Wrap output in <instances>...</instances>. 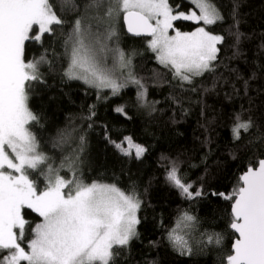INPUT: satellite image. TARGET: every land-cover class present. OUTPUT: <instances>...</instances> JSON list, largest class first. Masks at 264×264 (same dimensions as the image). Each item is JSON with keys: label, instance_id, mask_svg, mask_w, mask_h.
<instances>
[{"label": "snow or ice", "instance_id": "obj_1", "mask_svg": "<svg viewBox=\"0 0 264 264\" xmlns=\"http://www.w3.org/2000/svg\"><path fill=\"white\" fill-rule=\"evenodd\" d=\"M60 2L65 5L71 0ZM92 9L99 21L95 32L83 16L69 25L63 39L68 65L63 75L97 89L98 99L104 89L118 95L132 84L138 88L140 105L156 111L154 104L158 102L148 104L140 79L131 71L116 75L117 66L125 69L131 64L130 57L126 59L122 50L109 48L107 43L117 36L113 22L121 15L129 33L151 37L148 48L182 90L185 85H194L195 78L215 71L221 51L218 45L224 37L206 26L223 17L211 0H187V4L184 0L176 4L171 0H89L85 11ZM182 22L196 27L182 31ZM66 23L50 0H0V264H112L119 255L116 249L138 235L141 201L134 190L125 192L97 180L86 183L78 174V153L64 157L56 167L30 130L29 125L40 120L29 107L30 89L34 83L44 82L41 68L51 61L48 49L27 59V42L43 46L45 35L54 36V26L63 28ZM110 52L115 54L111 68L107 66ZM190 90L197 89L193 86ZM92 108L84 119L90 121L95 115ZM115 111L127 115L123 106ZM255 126L251 117L242 120L237 114L233 139L241 140L242 132L248 133ZM65 138L64 132L58 133L53 148L61 146ZM79 139L82 151L85 137ZM106 139L125 157L141 159L147 151L131 136L119 141ZM256 139L264 142V133ZM161 160L167 162L166 181L182 197L192 200L204 195L182 179L177 161L164 156ZM65 168L70 177L61 175ZM32 173L43 177V189L30 178ZM239 182L231 194L213 193L232 201L229 227L237 235L224 264H264V158L256 166L250 165ZM26 210L39 217L34 226L26 218ZM196 223V217L183 211L168 231L169 242L181 254L192 252L184 230H191ZM207 239L217 245L222 242L218 234Z\"/></svg>", "mask_w": 264, "mask_h": 264}, {"label": "trees", "instance_id": "obj_2", "mask_svg": "<svg viewBox=\"0 0 264 264\" xmlns=\"http://www.w3.org/2000/svg\"><path fill=\"white\" fill-rule=\"evenodd\" d=\"M50 2L67 23L63 28L54 26L55 35L46 34L43 46L27 42V59L48 49L51 61L41 68L44 82L34 83L30 89L29 107L40 120L29 127L40 141L41 151L53 157L56 167L64 157L78 153V174L86 183L115 184L138 195V235L116 249L119 255L112 264H224L235 239L229 227L232 201L213 193L231 194L239 186L240 175L264 158V142L256 139L264 133V0H211L223 17L206 26L224 37L218 45L221 51L215 71L195 78L194 85H185L183 90L145 45L149 38L129 37L119 22L117 40L131 64L125 69L117 66L118 72L127 75L131 71L141 80L148 104L158 102L156 111L140 105L135 85L129 84L118 95L104 89L98 99L97 89L63 75L67 68L63 39L69 25L80 16L86 23L95 17L85 11L89 0H71L65 5L60 0ZM195 26L181 23L182 30ZM193 86L196 91L190 90ZM91 106L95 115L89 121L84 117L90 115ZM119 106L124 107L126 116L115 111ZM237 114L242 120L251 117L256 125L250 132H242L239 141L232 136ZM60 132L66 134L65 142L53 148ZM82 135L85 143L81 151ZM106 136L113 141L131 136L147 151L141 159L125 157ZM162 156L177 161L182 179L204 195L192 200L182 197L165 179L167 162ZM37 174L32 173L31 179ZM61 175L70 177L71 173L65 168ZM37 182L43 189L42 176ZM183 211L197 218L194 228L184 230L191 254H181L167 238ZM26 218L33 226L39 222L30 210H26ZM217 234L222 242L208 243V236Z\"/></svg>", "mask_w": 264, "mask_h": 264}, {"label": "rangeland", "instance_id": "obj_3", "mask_svg": "<svg viewBox=\"0 0 264 264\" xmlns=\"http://www.w3.org/2000/svg\"><path fill=\"white\" fill-rule=\"evenodd\" d=\"M186 1H187V0H186ZM91 12H93L92 14L94 15L95 19H89L88 23H90V24L92 25V29H93V31L95 32V31L97 30V25H98L99 21L96 19V10H95V9H92V10H90V13H91ZM121 18H122V15L119 16V17H117V18L115 19V21L113 22V25H114V27H115L116 32L120 31V28H119V22L121 21ZM195 27H196V26H195ZM195 27H193L192 29H184V30L181 29V30H182V31H192V30H194ZM101 30H103V29H101ZM169 34H170V35H174V33L171 32V31H170ZM150 39H151V37L149 38V40H150ZM107 43H108L109 48H112V49L119 48L120 50H122L121 45H120V41L117 40V36L114 37L111 41H108ZM145 45L148 46V41L146 42ZM102 55H103V54H102ZM114 55H115V54H114L113 52H110V53L107 54V56H108V58H107V66L110 67V68H111V67L113 66V64L115 63ZM67 66H68V65H67ZM116 75H117V76L120 75L119 72H118V69L116 70ZM36 176H38V177H35L33 180H35V181L40 180L41 176H40L39 174H37ZM30 178H31V176H30ZM28 238L31 239V233H30V235H29ZM25 246H26V243H25Z\"/></svg>", "mask_w": 264, "mask_h": 264}, {"label": "water", "instance_id": "obj_4", "mask_svg": "<svg viewBox=\"0 0 264 264\" xmlns=\"http://www.w3.org/2000/svg\"><path fill=\"white\" fill-rule=\"evenodd\" d=\"M121 24H122V27L124 29L125 34L128 35L129 37L136 38V39H147V38H150V36H145V35L136 36V35H133L132 33H129L128 30H127V25L124 23L123 17L121 18ZM230 230L233 232V230L231 228H230ZM236 235L237 234H235V238H236Z\"/></svg>", "mask_w": 264, "mask_h": 264}]
</instances>
